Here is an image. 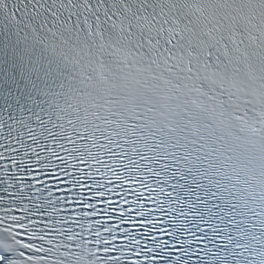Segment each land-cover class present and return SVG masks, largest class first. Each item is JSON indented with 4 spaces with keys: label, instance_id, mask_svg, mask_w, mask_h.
Returning <instances> with one entry per match:
<instances>
[{
    "label": "snow or ice",
    "instance_id": "obj_1",
    "mask_svg": "<svg viewBox=\"0 0 264 264\" xmlns=\"http://www.w3.org/2000/svg\"><path fill=\"white\" fill-rule=\"evenodd\" d=\"M0 264H264V0H0Z\"/></svg>",
    "mask_w": 264,
    "mask_h": 264
}]
</instances>
